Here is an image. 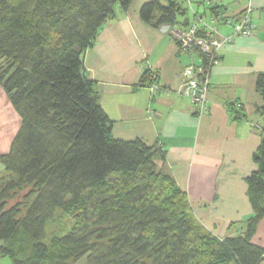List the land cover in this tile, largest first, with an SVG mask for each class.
Listing matches in <instances>:
<instances>
[{
    "label": "trees",
    "instance_id": "trees-1",
    "mask_svg": "<svg viewBox=\"0 0 264 264\" xmlns=\"http://www.w3.org/2000/svg\"><path fill=\"white\" fill-rule=\"evenodd\" d=\"M132 1L0 0V84L20 117L0 154V256L13 264H262L264 245L253 236L264 218V121L257 167L246 176L253 211L226 237L197 217L161 166V145L114 136L84 55L116 6ZM183 1L147 0L140 16L157 27L187 24ZM147 73L144 85L153 82ZM256 84L264 116V71ZM241 108H231L235 118ZM59 210L77 222L50 244L47 224Z\"/></svg>",
    "mask_w": 264,
    "mask_h": 264
},
{
    "label": "crops",
    "instance_id": "crops-1",
    "mask_svg": "<svg viewBox=\"0 0 264 264\" xmlns=\"http://www.w3.org/2000/svg\"><path fill=\"white\" fill-rule=\"evenodd\" d=\"M146 1L133 0L128 10L116 6V16L85 52L86 73L113 122L114 136L161 145L167 154L160 164L188 193L197 217L220 237L238 234L242 228L233 223H243L253 211L246 176L257 167L253 153L261 133L256 125L264 121L256 84L264 71V0H216L229 17H240L250 5L255 33L223 44L210 75L209 109L202 114L178 91L184 68L200 60L180 52L168 25L141 18ZM183 6L187 13L181 19H189L190 5L184 0ZM206 6L208 0L192 5L198 11ZM220 30L230 33L232 27L221 23ZM148 66L158 73L156 94L142 81ZM238 102L241 116L235 118L231 108ZM258 243L264 245L260 237ZM0 264L13 262L1 255Z\"/></svg>",
    "mask_w": 264,
    "mask_h": 264
},
{
    "label": "built area",
    "instance_id": "built-area-1",
    "mask_svg": "<svg viewBox=\"0 0 264 264\" xmlns=\"http://www.w3.org/2000/svg\"><path fill=\"white\" fill-rule=\"evenodd\" d=\"M191 17L187 24L169 26L172 38L178 44L181 53L197 56L199 62H191L183 70L184 81L179 88V93L190 98L199 114L209 109L208 91L210 88V75L213 66L220 58V51L226 42H230L236 35L249 36L255 33L252 20V7L249 5L246 11L238 18L225 16L220 6L214 0L208 1V11L200 12L192 7L189 0ZM209 6H213L210 9ZM221 23L232 27L230 33L220 30ZM147 76L153 79L148 84L151 92L156 94L161 86L157 82L158 73L152 66H148ZM145 70V72H146ZM238 102L235 106L242 107ZM256 126H259L257 124Z\"/></svg>",
    "mask_w": 264,
    "mask_h": 264
},
{
    "label": "rangeland",
    "instance_id": "rangeland-1",
    "mask_svg": "<svg viewBox=\"0 0 264 264\" xmlns=\"http://www.w3.org/2000/svg\"><path fill=\"white\" fill-rule=\"evenodd\" d=\"M19 121V114L11 104L7 93L0 84V154L1 152L8 150L12 137L19 126ZM256 128H259V126H256ZM3 171L6 170L3 163L0 161V173ZM76 222L77 221L73 215L61 210L57 211L54 218L47 224V241L51 244L54 237H58L69 232L72 228H74ZM236 226L238 227V223ZM259 237L262 241H264V218L258 224L257 231L254 234L253 239L259 242ZM75 264H87L86 257L81 258Z\"/></svg>",
    "mask_w": 264,
    "mask_h": 264
}]
</instances>
